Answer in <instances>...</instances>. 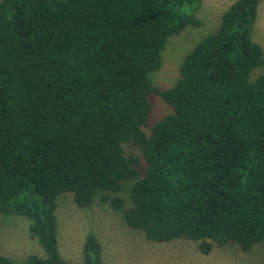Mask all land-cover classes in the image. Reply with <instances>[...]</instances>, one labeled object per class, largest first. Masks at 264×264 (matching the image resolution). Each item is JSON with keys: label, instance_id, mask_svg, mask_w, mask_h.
I'll list each match as a JSON object with an SVG mask.
<instances>
[{"label": "trees", "instance_id": "trees-1", "mask_svg": "<svg viewBox=\"0 0 264 264\" xmlns=\"http://www.w3.org/2000/svg\"><path fill=\"white\" fill-rule=\"evenodd\" d=\"M261 1L235 0L160 89L151 75L165 44L200 24L202 0H0V215L29 221L45 255L26 264H104L90 233L81 262L61 258L63 193L202 254L264 240ZM151 95L171 111L149 124Z\"/></svg>", "mask_w": 264, "mask_h": 264}, {"label": "rangeland", "instance_id": "rangeland-1", "mask_svg": "<svg viewBox=\"0 0 264 264\" xmlns=\"http://www.w3.org/2000/svg\"><path fill=\"white\" fill-rule=\"evenodd\" d=\"M235 0H202L196 16L198 26H187L168 38L161 53V66L151 75L153 85L160 89L172 86L179 78L183 57L204 36L215 32L221 14ZM252 40L264 51V0L258 8ZM149 124L167 115L170 107L157 95L149 96ZM129 183L120 193L129 205ZM58 252L64 261L79 263L87 234H93L101 245L104 264H264V240L243 251L236 243L213 246L208 254L197 250V243L187 238L167 242L147 239L141 230L128 227L119 212L97 198L87 208L75 205L71 193L57 196ZM29 221L18 215H0V254L18 264H26L30 255L44 257L37 240L28 231Z\"/></svg>", "mask_w": 264, "mask_h": 264}, {"label": "crops", "instance_id": "crops-1", "mask_svg": "<svg viewBox=\"0 0 264 264\" xmlns=\"http://www.w3.org/2000/svg\"><path fill=\"white\" fill-rule=\"evenodd\" d=\"M258 16V15H257ZM57 245H58V238H57Z\"/></svg>", "mask_w": 264, "mask_h": 264}]
</instances>
